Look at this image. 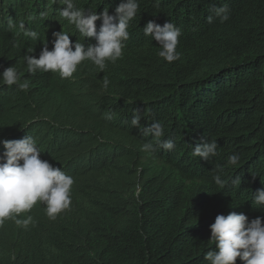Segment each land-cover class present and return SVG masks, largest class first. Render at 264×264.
I'll use <instances>...</instances> for the list:
<instances>
[{"label": "trees", "instance_id": "16d2710c", "mask_svg": "<svg viewBox=\"0 0 264 264\" xmlns=\"http://www.w3.org/2000/svg\"><path fill=\"white\" fill-rule=\"evenodd\" d=\"M121 2L73 0L78 9L111 15ZM138 4L121 58L106 61L103 72L83 61L61 79L58 72L29 74L28 50L36 58L45 44L53 50L56 31L85 48L94 38L60 16L62 0H0V73L15 66L29 83L22 91L0 80V140L32 136L41 159L74 179L70 208L54 220L38 201L17 217L32 216L26 228L12 219L0 224V264H209L217 215L264 217V205L253 202L264 188V0ZM225 4L229 19L221 22L212 8ZM25 11L37 22L24 23L38 26L37 39L17 29ZM149 20L180 29L179 59L158 55V43L143 32ZM134 110L140 127L131 124ZM154 122L172 150L142 131ZM213 141L216 156H193L195 145ZM147 142L154 152L142 150ZM232 154L240 157L235 165Z\"/></svg>", "mask_w": 264, "mask_h": 264}, {"label": "clouds", "instance_id": "9594fccd", "mask_svg": "<svg viewBox=\"0 0 264 264\" xmlns=\"http://www.w3.org/2000/svg\"><path fill=\"white\" fill-rule=\"evenodd\" d=\"M62 2L65 7L60 10V16L74 25L83 37L94 38L95 44L85 48L84 44L78 41L73 44L66 32H53V50L50 51L45 44L38 58L30 55L33 50H28L25 54L24 61L29 74L34 75L38 70L58 72L61 79H67L73 76L77 66L83 61H91L103 72L106 61L115 63L122 57L123 42L129 38V22L136 16L139 8L138 0H122L116 6L114 15L109 14L108 9L101 13L78 9L73 0ZM212 12L220 17L221 22L229 19L226 4L214 6ZM98 20L102 22L99 30L96 25ZM207 20L212 23L213 16L209 15ZM9 26H13L11 20ZM19 29L27 37L38 38V33L27 29L23 21L19 23ZM143 32L158 43V55L161 58L169 63L179 59L177 45L181 31L176 25L166 22L161 26L149 20ZM0 80L7 86L17 85L22 91L29 88L27 79L20 82V75L15 66L7 67L0 73ZM109 83L105 78L103 87L107 89ZM107 118L111 119V115ZM140 120L139 111L134 110L132 126L140 127ZM142 131L145 135L151 134L157 138V143L164 150H172L175 146L171 139H158L164 135L163 127L158 122L142 128ZM0 145L4 149L0 154V224L6 219H12L18 226L26 228L32 223V216L29 215L26 219L17 217L21 213L29 212L38 201L46 206V215L53 220L59 213L70 208L73 177L47 160H42L41 151L32 136L27 135L17 140H0ZM141 147L148 152L156 150L151 142L144 143ZM217 147L215 141L202 142L193 147L192 154L207 161L216 156ZM239 159L238 154H232L228 157V163L235 165ZM213 179L221 187L225 184L220 175H215ZM253 202L264 205V188L254 193ZM209 227L210 240L215 243L214 250L208 251L204 257L209 264H236L238 258L243 264H264V217L257 216L249 220L243 213L219 214Z\"/></svg>", "mask_w": 264, "mask_h": 264}, {"label": "rangeland", "instance_id": "374dc122", "mask_svg": "<svg viewBox=\"0 0 264 264\" xmlns=\"http://www.w3.org/2000/svg\"><path fill=\"white\" fill-rule=\"evenodd\" d=\"M18 17H19V15H18ZM30 19H32L31 23H32V22H33V23H37L36 20H35L33 17H31V18L29 17V13H28V11H25L24 14H22V21L25 20L24 23H26V22L29 21ZM34 20H35V21H34ZM20 22H21V20H20ZM18 23H19V21H18ZM27 27H28V26H27ZM37 27H38V26H37ZM37 27H36V30H35V31L38 33L39 31H38V28H37ZM17 29H18V31L20 32L19 25H18V28H17ZM28 29H30V26L28 27ZM38 36H39V33H38ZM54 83H55V81H54ZM59 84H61V80H60ZM65 87H66V86H65L64 84H61L59 89L62 90V89H64ZM65 89H66V88H65ZM65 89H64V90H65Z\"/></svg>", "mask_w": 264, "mask_h": 264}]
</instances>
